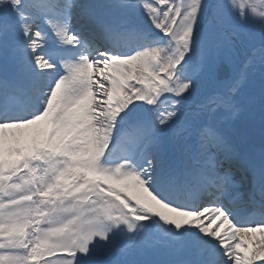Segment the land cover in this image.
Listing matches in <instances>:
<instances>
[{
    "label": "snow or ice",
    "instance_id": "1",
    "mask_svg": "<svg viewBox=\"0 0 264 264\" xmlns=\"http://www.w3.org/2000/svg\"><path fill=\"white\" fill-rule=\"evenodd\" d=\"M0 264H264V0H0Z\"/></svg>",
    "mask_w": 264,
    "mask_h": 264
}]
</instances>
